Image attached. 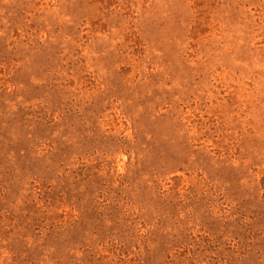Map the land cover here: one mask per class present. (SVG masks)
Here are the masks:
<instances>
[{"label":"rangeland","instance_id":"374dc122","mask_svg":"<svg viewBox=\"0 0 264 264\" xmlns=\"http://www.w3.org/2000/svg\"><path fill=\"white\" fill-rule=\"evenodd\" d=\"M0 264H264V0H0Z\"/></svg>","mask_w":264,"mask_h":264}]
</instances>
